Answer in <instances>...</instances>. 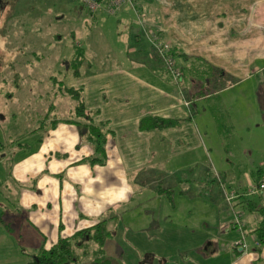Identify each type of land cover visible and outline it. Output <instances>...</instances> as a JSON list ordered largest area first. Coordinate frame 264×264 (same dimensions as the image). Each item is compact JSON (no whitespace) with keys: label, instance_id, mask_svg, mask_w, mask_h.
Wrapping results in <instances>:
<instances>
[{"label":"crops","instance_id":"1","mask_svg":"<svg viewBox=\"0 0 264 264\" xmlns=\"http://www.w3.org/2000/svg\"><path fill=\"white\" fill-rule=\"evenodd\" d=\"M133 2L134 5L129 4L131 7L127 5L128 10L141 12L145 18L143 23L150 22L151 29H160L162 37L184 54L177 56V60L180 65L188 66V72L186 70L181 82L174 83L163 66L146 67L143 54L148 49L152 53V50L146 38L136 33L134 45L141 56L132 67L94 75L88 80L78 81V76L74 75L75 80L65 82V85L82 88L93 120L105 121L112 130L105 143L106 160L103 164L79 162L93 150L89 142L79 137L76 125L65 121L67 117L51 120L45 131V141L39 147L14 144L9 170L3 165L4 157L8 158L9 154L0 155V179L11 178L18 187L12 195V209L26 213L23 222L15 220L14 227L0 229V245L16 242L19 254L15 264L29 261L30 254L40 247L48 248L60 237L70 236L100 219L108 218L109 227L116 217L111 214L112 210L133 199L145 186L152 185L156 193H165L158 191V187L171 186L165 185L160 177L164 165H168L172 157H192L185 165L181 163L186 161L177 162L173 170L184 173L197 166L205 173L206 183L214 187V199L221 204L225 202L221 182L242 191L249 184L264 179V134L257 133L260 127L264 131V0ZM128 10L124 5L118 13L127 14ZM249 82L258 102L206 101L210 90L217 94ZM249 85L243 86L248 90ZM199 98H204V104L198 107L193 102L200 101ZM201 113L204 135L196 117ZM147 115L178 122L161 129L141 127L140 120ZM216 116L223 121H215ZM240 116L246 120L253 118L252 138L257 144L252 145L250 153L244 152V147L241 151L231 149L228 152L211 136L213 124L218 123L219 127L229 130L241 124L249 129L250 122L240 123ZM54 121L55 126H52ZM239 140L242 147V139ZM213 153L216 160L212 158ZM241 156L246 157L251 168L240 175L236 166L243 162H237L236 157ZM147 172L155 173L153 177L157 180L151 179L148 183L142 177ZM263 193L256 195L259 204L252 198L262 209L240 206L253 226L251 233L244 236V246L235 244L239 237L225 249L226 264H264V243L259 245L254 231L264 219ZM140 215L142 213L138 212L134 216V222ZM144 225L148 228L150 223ZM213 247L211 240L204 250L209 252ZM147 259L152 261L150 253Z\"/></svg>","mask_w":264,"mask_h":264},{"label":"rangeland","instance_id":"2","mask_svg":"<svg viewBox=\"0 0 264 264\" xmlns=\"http://www.w3.org/2000/svg\"><path fill=\"white\" fill-rule=\"evenodd\" d=\"M83 1L1 2L0 155L5 152L9 154L3 160L5 169L9 170V164L13 161L14 155L11 154L15 153L14 144L26 143L37 148L45 141V131L53 118L61 119L72 114L73 100L62 94L61 83L75 80L73 58L77 54L78 81L132 67L133 62L141 56L136 53L134 37L137 33L138 37L144 39L145 30H151L150 22L143 23L145 18L141 12L128 10L131 4L126 3L127 14L121 15L118 11L111 14L100 9L92 13ZM150 55L149 49L143 54L146 67L163 66L164 62L149 60ZM246 84H250L248 90L243 86ZM251 87L249 82L217 94L210 90L206 101L258 102ZM199 99L193 102L198 107L204 104V98ZM196 117L204 135L202 113L196 114ZM239 119L240 123L250 122V128L241 124L237 129L229 130L219 127V123L213 124L211 136L216 137L220 147L224 146L223 149L228 152L231 149L233 152L236 149L241 151L244 147V152L250 153L252 145L257 144L252 138L255 131L251 124L253 118L246 120L240 116ZM217 120L223 121V118L217 117ZM257 133L262 135L264 131L260 127ZM79 137L82 138L81 135ZM239 139H242V147ZM178 158L172 157L168 165H164V173L160 177L165 185L172 186L171 196L156 193L155 187L148 185L140 193L136 192L133 199L112 210L111 214H116V217L109 223L112 235L107 238L104 249L108 247L106 253L112 256L114 264H226L228 255L225 249L241 236L235 228H226L232 217L230 204H221L214 199V187L206 183L203 179L205 173L197 166L184 173H181L182 170L174 171L177 162L186 161L181 163L185 165L192 159L188 156ZM212 158L216 160L214 153ZM236 159H239V163L243 162L236 166L240 169L238 173H248L247 168H251V165L246 162V157ZM154 174L147 172L142 177L151 183V179L157 180ZM213 175L219 177L216 173ZM7 179H0V229L3 226L8 229L3 219L14 227L15 220L23 222L26 217L25 212L12 209V195L18 187L13 184V179ZM261 196L264 197V193ZM251 197L260 203L258 196L253 194ZM140 200L142 203H139ZM10 208L12 211L8 212ZM138 212L142 215L136 216L134 222ZM247 216H243L247 223L243 231L249 235L253 224L247 221ZM149 223L147 228L144 224ZM5 239L8 240V237L5 236ZM211 240L214 250L207 252L204 248ZM14 243L7 241L0 245V264H15L13 262L19 253ZM149 253L152 261L147 259Z\"/></svg>","mask_w":264,"mask_h":264},{"label":"trees","instance_id":"3","mask_svg":"<svg viewBox=\"0 0 264 264\" xmlns=\"http://www.w3.org/2000/svg\"><path fill=\"white\" fill-rule=\"evenodd\" d=\"M84 3V2H83ZM130 3L134 5L133 0ZM126 3L121 5L113 12H109L105 10L103 7L98 8L97 10H104L108 13H116L121 7H123ZM84 5V4H83ZM86 6V5H84ZM88 9V8H87ZM94 13L97 10L91 11ZM152 30L159 33L161 39L166 40L162 37L161 31L158 28H152ZM147 40V38H146ZM148 41V40H147ZM168 41V40H167ZM169 42V41H168ZM149 46L151 47V59L155 60L159 63H163V59L161 56L154 50L150 42L148 41ZM169 52L173 55L175 59V63L178 68L181 70V75L178 79H173L169 73L168 68L166 67L165 62L162 64L165 70L170 75L172 81L174 83L181 82L184 73L186 74V70L188 72V66H182L178 63L177 56L184 55L180 51H178L177 47L173 44H170ZM79 56L73 58L75 71L74 75L79 76L80 72L78 68H76V62L78 61ZM203 62V61H202ZM204 65V63L202 64ZM70 64H68V67ZM203 67V66H202ZM17 75V74H16ZM61 87L63 88L62 94L69 96L73 100V111L72 114L65 119V121L74 123L79 131L81 137L89 142L92 145L93 151L91 155L87 157H83L79 160V162H89L90 164H103L106 160V151H105V143L107 140L108 133H111L112 130L108 127L105 121H95L92 118L91 111L86 107L83 92L81 87L65 85V81H62ZM58 119H56V122ZM55 121L53 122L52 126H55ZM178 121L171 118H165L157 115H147L144 116L140 120L141 127L144 128H157L161 129L163 127L171 126L177 123ZM264 179H260L256 184H249V185H259ZM248 185V186H249ZM221 186V193L224 201L226 204H230L231 212L233 213L234 210L240 213V218L243 222V230L245 227V220L243 218L244 212L240 206H252L254 208L262 209V206L257 207L255 201L252 200V195H258L262 192L257 193H249L248 186L240 191L235 188L227 187L224 185L223 182L220 183ZM171 186H162L158 187V191L161 193L165 192L166 194L171 196L172 193ZM235 193L231 200H227L226 196L230 193ZM10 212V209H7ZM4 223L8 228H11L9 222L5 219ZM229 227L235 228L233 225V216L231 217ZM236 229V228H235ZM256 232L257 240L259 245L264 243V219L261 220L260 224L254 228ZM112 230L108 227V218L100 219L94 225L81 228L76 230L73 234L67 237H60L54 244H52L48 248L40 247L35 252L30 254L29 261L23 264H114V259L112 256L107 254L104 250V244L107 238L111 235ZM245 236V233H244ZM257 243V244H258Z\"/></svg>","mask_w":264,"mask_h":264},{"label":"built area","instance_id":"4","mask_svg":"<svg viewBox=\"0 0 264 264\" xmlns=\"http://www.w3.org/2000/svg\"><path fill=\"white\" fill-rule=\"evenodd\" d=\"M86 7L90 9L91 11L97 10L100 7H103L105 10L109 12L115 11L117 8H119L121 5H123L126 2H131V0H84L83 1ZM146 32V38L154 48V50L161 56L163 61L165 62L169 73L173 79H178L181 75V70L178 68V66L175 63V59L173 55L169 52L170 48V42L167 40L161 39L159 36V33L154 30H145ZM186 104H188V101H185ZM264 190V181H262L259 185H249L248 186V192L249 193H257L262 192ZM234 196H236L235 193L227 194L226 198L228 200H231ZM233 216V225L235 226L236 230H238L241 233L240 238L235 242V244H241V246H244V231H243V222L240 218V213L236 210L232 213Z\"/></svg>","mask_w":264,"mask_h":264},{"label":"flooded vegetation","instance_id":"5","mask_svg":"<svg viewBox=\"0 0 264 264\" xmlns=\"http://www.w3.org/2000/svg\"><path fill=\"white\" fill-rule=\"evenodd\" d=\"M1 2H2V0H0V5L2 4Z\"/></svg>","mask_w":264,"mask_h":264},{"label":"clouds","instance_id":"6","mask_svg":"<svg viewBox=\"0 0 264 264\" xmlns=\"http://www.w3.org/2000/svg\"><path fill=\"white\" fill-rule=\"evenodd\" d=\"M128 191H131V189H128Z\"/></svg>","mask_w":264,"mask_h":264}]
</instances>
